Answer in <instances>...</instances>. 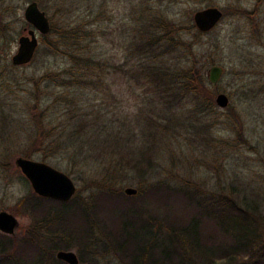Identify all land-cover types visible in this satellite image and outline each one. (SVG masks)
I'll list each match as a JSON object with an SVG mask.
<instances>
[{
  "label": "rangeland",
  "instance_id": "1",
  "mask_svg": "<svg viewBox=\"0 0 264 264\" xmlns=\"http://www.w3.org/2000/svg\"><path fill=\"white\" fill-rule=\"evenodd\" d=\"M32 2L45 12L51 27L79 25L92 34L82 45H88L87 53L102 64L100 80L93 86L71 91L67 76L72 60L66 53L50 52L38 32L40 43L32 61L16 67L11 63L17 38L23 28H31L24 10ZM207 6L219 7L224 16L197 44L208 47L224 70L210 91L214 97L218 92L228 95L234 109L216 106L204 116L200 134L198 124L191 127L182 110L178 125L162 131L154 113L159 110L152 101L155 96L144 94L130 76L135 61L130 52L140 24L160 14L191 28L194 12ZM3 23L9 41L0 47V211L13 214L17 226L12 234L0 230V239L18 238L36 218L26 204L33 191L14 164L17 156L68 174L76 191L86 196L95 191L89 188L100 172L99 161L142 153L155 169L150 172L154 180L166 179L173 185L189 180L207 190L226 191L232 185L253 197L264 212V0H0ZM66 93L75 97L70 101ZM71 102L76 108L70 111ZM77 102L84 110L75 115L84 118L73 122H87L80 134L87 140L82 141L86 152L73 157L79 142L70 138L74 146L68 149L47 153L38 144L34 147L37 135L68 138L73 129L69 116ZM136 181L125 179L116 186L125 194V188L137 187ZM69 250L77 254L75 248Z\"/></svg>",
  "mask_w": 264,
  "mask_h": 264
},
{
  "label": "trees",
  "instance_id": "2",
  "mask_svg": "<svg viewBox=\"0 0 264 264\" xmlns=\"http://www.w3.org/2000/svg\"><path fill=\"white\" fill-rule=\"evenodd\" d=\"M6 25L0 24V47L9 41ZM183 31L193 39H186ZM138 34L130 52L135 59L130 76L144 94L155 96L152 101L159 110H152L159 127L170 131L183 110L191 127L198 124L200 134L204 116L217 106L207 77L216 60L208 47L197 44L199 37L211 32H199L194 24L182 28L152 14L140 24ZM88 35L92 34L79 25H63L50 26L41 36L50 52L66 53L72 60L67 81L73 92L100 80L102 64L87 53L88 45H82ZM66 96L71 101L75 94ZM71 106L70 111L76 108L72 102ZM78 107L69 116L73 129L66 133L68 138L37 135L34 147L38 144L52 153L74 146L73 139L79 143L72 156L86 152L87 140L80 134L87 122H73L84 118L75 115L84 110L83 105ZM227 109L232 111L233 105ZM98 165L100 172L89 188L95 191L86 196L78 189L68 201L28 195V210L36 218L18 238L0 239V264H67L56 252L71 248L76 249L79 264H264V212L253 197L232 185L226 191L207 190L189 180L179 185L154 180L150 172L155 169L142 153L111 156ZM131 178L137 179L136 194L126 196L116 185Z\"/></svg>",
  "mask_w": 264,
  "mask_h": 264
},
{
  "label": "water",
  "instance_id": "3",
  "mask_svg": "<svg viewBox=\"0 0 264 264\" xmlns=\"http://www.w3.org/2000/svg\"><path fill=\"white\" fill-rule=\"evenodd\" d=\"M222 17L223 11L219 7L207 6L195 11L192 19L195 27L205 33L214 29ZM24 18L31 28L25 29V33L17 38V49L10 59L14 66H22L31 62L39 46L36 32L44 35L50 29L45 12L34 2L26 6ZM223 72L222 66L212 65L207 73L208 81L211 84L218 83ZM215 103L218 107L225 108L229 104V97L225 93H218L215 96ZM14 164L28 180L32 191L40 197L68 201L76 192V185L68 174L45 162L17 156L14 159ZM124 192L127 195H133L136 194V189L127 187ZM16 226L17 220L13 214L4 210L0 211V230L2 232L12 234ZM56 257L67 264L79 263L78 256L73 250H58Z\"/></svg>",
  "mask_w": 264,
  "mask_h": 264
},
{
  "label": "flooded vegetation",
  "instance_id": "4",
  "mask_svg": "<svg viewBox=\"0 0 264 264\" xmlns=\"http://www.w3.org/2000/svg\"><path fill=\"white\" fill-rule=\"evenodd\" d=\"M25 29H29V28H23V34L25 33Z\"/></svg>",
  "mask_w": 264,
  "mask_h": 264
}]
</instances>
